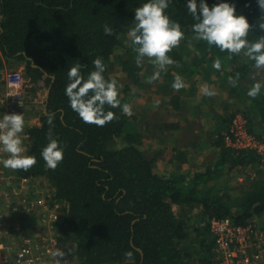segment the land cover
<instances>
[{
  "label": "trees",
  "instance_id": "obj_1",
  "mask_svg": "<svg viewBox=\"0 0 264 264\" xmlns=\"http://www.w3.org/2000/svg\"><path fill=\"white\" fill-rule=\"evenodd\" d=\"M145 2L0 0V94L7 67L21 65L34 95L41 83L49 91L42 109L29 111L31 116L40 117L38 126L28 128L30 139L26 144V154L34 155L37 164L27 172L14 173L18 179H44L51 188L52 202L62 205L55 229L62 243L73 245L75 264H125L124 253L129 251L133 258L127 264H215L214 241L208 227L211 219L229 218L236 225L246 226L264 216L262 169L254 179L240 182L237 189L211 183L226 173H238L247 164H258L254 152L228 147L223 134L237 113H242L249 132L264 140V88L255 100L248 99L246 109L241 108L240 98L256 82L250 78L257 72L253 62L239 56L229 60L226 53L209 50L204 42L191 40L189 44L194 21L187 12L186 0H170L166 10L171 19L181 24L189 39L170 53L178 63L163 73L157 93L177 115L188 107L193 109V114L184 113L185 119L175 120L177 126L167 125V130L179 128L180 123H199L198 114L204 108L208 110L209 122L218 124L211 135L217 155L213 164L189 167L187 152L181 155L178 149L180 157L172 161L177 163L174 172L162 174L158 157L142 150L144 135L137 120L123 115L120 109H108L116 113L117 119L97 127L83 123L69 107L64 89L67 71L76 63L84 66L81 72L86 77L93 70L92 61L101 57L106 65L104 75L112 79L109 67L115 61L132 85L142 86L152 75V64H146L144 69L136 66L127 36L135 9ZM206 2L209 6L234 3L237 14L244 15L253 25L248 38L254 40L262 34L255 29L260 16L256 0ZM105 24L113 28V35L104 34ZM217 56L222 60L221 71L212 67ZM237 72L240 79L236 86L229 83L227 87L232 98L225 102L224 115L215 112L212 98L202 95L195 99L200 104L182 98L183 94L198 96L191 80L200 74L210 80L214 73L218 79L229 81V76ZM177 74L190 79L187 81L191 86L173 91L171 83ZM256 80L264 82V72ZM2 112L0 106V116ZM49 117L53 120L51 125ZM50 128L64 148L63 162L54 171L47 168L40 155L48 143L46 135ZM175 207L198 210L199 225L190 227L188 215L179 217ZM192 236L194 241L190 242Z\"/></svg>",
  "mask_w": 264,
  "mask_h": 264
},
{
  "label": "clouds",
  "instance_id": "obj_2",
  "mask_svg": "<svg viewBox=\"0 0 264 264\" xmlns=\"http://www.w3.org/2000/svg\"><path fill=\"white\" fill-rule=\"evenodd\" d=\"M260 10V16L255 22V29L262 33L256 39L250 40L249 34L253 32L244 15H238L234 3L217 2L211 6L206 0H186L188 14L194 23L191 25L192 36L186 37L180 23L171 19L166 14L170 0H147L134 12L133 25L129 27L127 36L131 42L132 51L135 53L136 66L142 67L147 59L153 66L154 71L148 84H153L161 79V74L167 68L178 62L172 58L170 53L178 48L182 41L189 39L204 42L208 49H218L220 53H226L227 58L242 57L253 62L252 67L257 70L251 75L254 82L247 91V96L255 100L264 88V82L256 80V77L264 72V0H256ZM247 6V5H246ZM103 31L106 36L113 35V28L105 24ZM93 70L82 74V66L76 63L67 71L68 83L64 94L68 99L69 107L75 112L79 119L88 125L104 127L117 119L116 113L108 109H120L122 114L131 117L132 107L128 103L121 104L119 98L118 81L106 79V65L101 57L92 61ZM212 67L216 71L222 70V60L219 56L213 60ZM240 79V73L229 76V83L236 86ZM185 87L184 80L179 74L174 76L171 88L179 92ZM204 96L214 97L217 93L207 84L200 89ZM49 124L53 123L49 117ZM25 119L21 114H4L0 119V153L6 154V158H0V164L12 171L27 172L37 164L34 155H27L23 146L21 134L24 132ZM46 138L48 143L43 147L40 155L47 168L56 170L64 159V148L61 147L58 138L53 136L51 128ZM25 249L18 257L16 264H26L23 257L27 254ZM65 253L56 248L52 252L55 264H61ZM125 264L133 258V252L124 253ZM67 264V262H65Z\"/></svg>",
  "mask_w": 264,
  "mask_h": 264
},
{
  "label": "built area",
  "instance_id": "obj_3",
  "mask_svg": "<svg viewBox=\"0 0 264 264\" xmlns=\"http://www.w3.org/2000/svg\"><path fill=\"white\" fill-rule=\"evenodd\" d=\"M1 81L4 90L0 94L3 111L0 119L4 114L24 115L21 137L27 149L28 128L40 124V117L31 116L29 111L42 109L47 93L42 94L41 87L35 95L30 91L32 84L25 68L6 70ZM223 138L232 149L254 152L264 171V140L249 132L242 113H237ZM0 158H6V154L0 153ZM255 177L252 175L250 179ZM238 180L244 182L241 178ZM61 209V203L52 202L51 188L44 179H18L14 171L0 164V264H16L25 249L28 250L23 257L26 264H55L52 252L56 248L65 253L64 257L57 258L61 264H75L73 245L62 243L55 229L61 219ZM208 227L214 241L215 264H264V229L255 221L239 226L229 218H213ZM29 229L32 232L25 235Z\"/></svg>",
  "mask_w": 264,
  "mask_h": 264
},
{
  "label": "rangeland",
  "instance_id": "obj_4",
  "mask_svg": "<svg viewBox=\"0 0 264 264\" xmlns=\"http://www.w3.org/2000/svg\"><path fill=\"white\" fill-rule=\"evenodd\" d=\"M146 64H151L147 59L143 63V69ZM10 70V67H7ZM15 69H23L24 65L18 66ZM13 68V69H14ZM142 69V70H143ZM154 66L152 65L151 73L154 71ZM109 74L112 79H116L118 81V90L120 93V99L123 100V103H128L132 107L133 115L132 119L137 120V124L141 127L142 133L144 135L142 150L149 154L150 156L158 157V165L160 166L161 173L166 174V172H174V166L177 163H172L176 160V157H180L178 149L181 152V155L185 154L186 157L189 158V167L198 168L204 167L210 164H213L215 158H217L215 147H213L214 140H212V133L216 131L218 126L217 123H203L205 120L204 115H206L208 110H202L200 113V117L197 118V122L199 123H188L186 125L185 135L182 134V130H174L169 131L166 129L167 125L177 123H164L166 120L175 121L177 120L176 111L172 112L171 106L167 103H163L162 94L157 93V87L162 79L156 81L153 84H148L146 81L142 82V86L140 85H132L130 77L122 70L121 65L117 64L113 61L109 67ZM185 87L191 86V83L188 82L185 77H183ZM194 83L195 87L198 89L196 95L198 96H189L182 95L184 99H199L202 97V93L200 91L201 86L207 84L214 90L217 94L214 97H211L214 101V110L216 113H222L224 115V107L225 102H229L232 98V95L229 93L228 85L229 81H225L223 78L218 79L216 74L213 73L212 77L206 79V75L200 74L191 80ZM226 84V86L223 85ZM228 87V88H227ZM42 94L47 93V87L41 83ZM190 93V92H189ZM249 97L245 94L240 98L241 108L246 109L245 107L248 104ZM42 102V99H40ZM198 104L201 101H196ZM203 105V104H202ZM233 111V110H232ZM230 111V112H232ZM172 112V113H171ZM188 109L185 110L184 113H187ZM26 116L30 117L27 112L24 113ZM149 121V123L146 122ZM162 123H159V122ZM152 122V123H151ZM220 125V124H219ZM120 145V144H119ZM189 149V150H188ZM194 150V151H193ZM171 164V165H169ZM260 162L258 164H247L241 167V170L238 173H226L215 178L211 183L217 184L219 186H230L235 189L239 188L240 182L238 179H242L245 181L250 176L256 175V173L260 170ZM236 171V170H235ZM176 213H178L179 217L184 215H188L187 218L189 220V226L195 227L197 224L199 225V221L201 220L200 216H198V210H192L191 208H179L175 207ZM260 226L264 227V216L259 219L254 220ZM32 230L29 229L25 235L31 233ZM193 240V236L191 237V241ZM69 246V245H68ZM72 253V249H69Z\"/></svg>",
  "mask_w": 264,
  "mask_h": 264
},
{
  "label": "crops",
  "instance_id": "obj_5",
  "mask_svg": "<svg viewBox=\"0 0 264 264\" xmlns=\"http://www.w3.org/2000/svg\"><path fill=\"white\" fill-rule=\"evenodd\" d=\"M191 99H188V101H190ZM193 103H196L195 101H194V99H193ZM197 105V104H196ZM214 105V104H213ZM188 109V111H190L192 114H193V109H189V107L187 108ZM200 113L198 114V116H197V118H199L200 117ZM204 117H205V120H204V122L203 123H215V122H209V119L211 118V115L209 114V112H207L206 113V115H204ZM186 117H185V114L184 113H180V114H178L177 115V120H181V119H185ZM176 123H178V121H175ZM188 123L186 122V123H180V126H179V128H175V129H171V130H169V131H174V130H182V134H184L185 135V132H186V125H187ZM190 161V160H189ZM198 168H201V167H199L198 166Z\"/></svg>",
  "mask_w": 264,
  "mask_h": 264
},
{
  "label": "water",
  "instance_id": "obj_6",
  "mask_svg": "<svg viewBox=\"0 0 264 264\" xmlns=\"http://www.w3.org/2000/svg\"><path fill=\"white\" fill-rule=\"evenodd\" d=\"M0 28H1V25H0ZM35 67H37V65H34ZM47 96H49V91H47Z\"/></svg>",
  "mask_w": 264,
  "mask_h": 264
}]
</instances>
